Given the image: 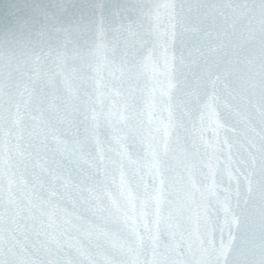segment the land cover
<instances>
[{"label":"snow or ice","instance_id":"obj_1","mask_svg":"<svg viewBox=\"0 0 264 264\" xmlns=\"http://www.w3.org/2000/svg\"><path fill=\"white\" fill-rule=\"evenodd\" d=\"M0 264H264V0H9Z\"/></svg>","mask_w":264,"mask_h":264},{"label":"water","instance_id":"obj_2","mask_svg":"<svg viewBox=\"0 0 264 264\" xmlns=\"http://www.w3.org/2000/svg\"><path fill=\"white\" fill-rule=\"evenodd\" d=\"M9 2V0H0V12L3 11L4 6Z\"/></svg>","mask_w":264,"mask_h":264}]
</instances>
